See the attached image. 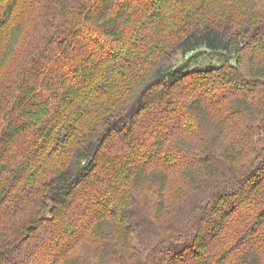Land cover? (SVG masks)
I'll return each instance as SVG.
<instances>
[{
    "label": "trees",
    "instance_id": "obj_1",
    "mask_svg": "<svg viewBox=\"0 0 264 264\" xmlns=\"http://www.w3.org/2000/svg\"><path fill=\"white\" fill-rule=\"evenodd\" d=\"M177 1L60 0L59 28L24 67L19 94L0 97V213L10 206L20 219L24 210L0 264H126L131 197L163 204L174 173L197 188L208 178L206 193L170 247L155 241L151 262L134 264H264V143L237 168L239 150L224 141L233 116L264 109V0H180L171 12ZM19 2L0 0V28ZM159 20L176 38L146 48L150 79L125 101L122 91L135 90L148 64L136 42ZM23 32L13 25L0 73ZM202 47L221 64L190 67ZM174 49L185 60L164 64ZM102 93L114 98L103 132L93 107ZM221 105L228 112L217 113ZM255 139H264V123ZM63 156L40 180L38 169Z\"/></svg>",
    "mask_w": 264,
    "mask_h": 264
},
{
    "label": "rangeland",
    "instance_id": "obj_2",
    "mask_svg": "<svg viewBox=\"0 0 264 264\" xmlns=\"http://www.w3.org/2000/svg\"><path fill=\"white\" fill-rule=\"evenodd\" d=\"M181 1L185 2V0ZM59 2L60 0H20L10 21L0 28V57L8 42L13 25L21 23L24 29L15 54L0 73V97H5L9 103L13 98L17 97L24 83V67L27 63L30 64L33 58H36L44 42L49 37H53L52 34L59 28V21H56ZM178 2L180 0L170 7L169 10L171 12L178 5ZM150 28L152 34L150 35L148 31L143 29L141 38L136 42V46L139 45L137 51L148 60V64L143 71V80L134 81L135 90L124 89L122 91L125 101L130 96L137 99L150 79L151 68L149 65L154 61V55L148 58V53H144L146 48L153 46L155 49L160 46L163 49H167L169 43L176 38V35L171 34V31L176 27L167 24L166 20H159L154 26L151 25ZM156 42H160V45H157ZM200 51L204 52L199 55L198 59L191 61L190 67L209 63L221 64L220 56L210 52L211 50L202 47ZM185 58L186 56L181 50L174 49L171 54H166L162 57V62L173 65L184 61ZM112 96H105L102 93L99 98L95 99L93 104V107L96 108L95 110L98 111L95 124L99 131L102 132L107 126L105 125L106 118L114 110V98ZM84 104H82L83 107ZM216 110L217 113L221 112V110L228 112L227 106L224 105L216 107ZM232 123L227 131V139H224V141L230 147L239 150L240 162H236L238 168L239 166H245L249 155L255 153L264 143V139H255L257 137V125L264 123V109L256 115L233 116ZM73 126L76 129L75 125ZM68 160L67 156H63L61 160L57 157L56 162H53V160L46 162L37 171L40 180H44L46 183L50 178L48 176L54 170H58L66 164ZM215 179H217V176H215ZM209 181L207 178V183L197 188L195 187L196 185L191 184L181 174L174 173L171 177L168 191L165 193L163 204H159L155 196H143L142 199L138 196H134V198L132 196L130 205L133 206V211L129 215L131 217L129 226L132 228L130 232L132 241L129 242L131 246L126 253V264H134L138 258L150 263L152 257L156 256L153 255V247H151L155 241H161L162 246L167 244L170 247L173 243L171 235L176 234L175 228L181 227L182 219L191 209H194L193 203L203 198ZM190 187H194L197 190V195L191 199L189 198ZM34 199V197L28 198L26 202L27 211H31L35 207ZM19 214L20 219L17 218L10 206L0 213V249L4 250L3 253L9 250L6 248V240L9 235H15V231L24 224V210H21ZM158 237H162V240H157ZM114 241H116L114 238L110 240L111 243ZM87 248V246H84L83 250L87 251ZM10 255L16 257L17 251L10 250Z\"/></svg>",
    "mask_w": 264,
    "mask_h": 264
}]
</instances>
